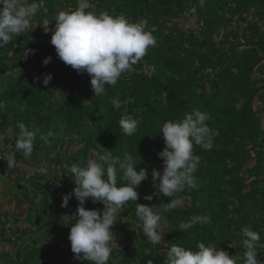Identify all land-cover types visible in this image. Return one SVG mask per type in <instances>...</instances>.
Here are the masks:
<instances>
[{
  "label": "trees",
  "instance_id": "1",
  "mask_svg": "<svg viewBox=\"0 0 264 264\" xmlns=\"http://www.w3.org/2000/svg\"><path fill=\"white\" fill-rule=\"evenodd\" d=\"M27 2L38 4L30 28L0 48V134L5 146H13L6 149L11 166L0 161V199L9 195L8 204L19 211L0 210V246L14 248L0 253V264H89L75 259L68 239L79 202L73 195L68 207H61L63 196L75 188L69 169L89 158L111 162L125 151L134 155L137 171L148 170L137 203L158 207L163 241L157 246L147 241L136 202L129 201L112 228L109 264H165L171 244L196 250L200 242L244 264V227L260 234L258 259L264 264V0H88V10L97 14L143 22L156 41L115 87L97 97L90 75L62 62L51 44L52 31H44V19L54 29L56 14L75 10L78 0ZM48 57L51 62L44 65ZM47 74L53 79L45 86ZM113 98L121 101L120 109ZM193 110L210 114L213 147L194 145L200 157L196 186L177 193L181 206L165 212L170 198L155 195L159 181L152 179L153 170L163 172L161 128ZM124 115L140 121L132 136L119 126ZM19 123L39 129L28 158L14 147ZM49 131L55 135L49 137ZM46 166L59 170L60 178L53 179ZM116 176L122 186L126 181L118 166ZM147 195L153 199H144ZM85 207L102 211L104 205L89 199ZM196 215L209 222L186 233L177 230Z\"/></svg>",
  "mask_w": 264,
  "mask_h": 264
},
{
  "label": "clouds",
  "instance_id": "2",
  "mask_svg": "<svg viewBox=\"0 0 264 264\" xmlns=\"http://www.w3.org/2000/svg\"><path fill=\"white\" fill-rule=\"evenodd\" d=\"M88 0H78V5L72 11H59L55 16V27L49 29V21L43 20L48 26L46 33L52 31L51 44L55 47L58 58L66 65L71 66L78 73L91 77V86L95 96L105 93L108 86L115 87L118 79L125 72H130L147 53L150 46L156 43L151 32L145 30L143 22H131L124 16H113L106 11L96 13L88 10ZM38 11V4L28 3L27 0H0V48L7 45L13 38L20 37L31 24V18ZM34 54V53H33ZM28 55V51L24 56ZM51 57L43 63L48 65ZM53 76L47 74L43 84L47 86ZM39 80V77H37ZM115 109L122 106L118 98L112 99ZM210 114L193 110L185 114L182 120L167 121L161 128L165 148L158 153L163 160V172L152 171V179L156 185L155 195L163 194L170 198V202L163 205L165 212H170L181 206L182 200L176 196L186 187L196 186V173L200 157L194 154V145L205 150L213 147L215 132L207 121ZM140 121L132 116L124 115L119 120L122 133L132 136L137 132ZM19 134L15 143L16 152H22L25 158L33 154L36 132L24 123L18 124ZM55 133L49 131L48 136ZM46 139L44 136L40 137ZM5 137L0 134V159H8L12 145L5 146ZM117 166L122 172L121 179L126 181L118 185ZM135 157L125 151L123 158H116L108 162L105 157L100 160L89 158L74 163L70 169V177L75 188L72 193L63 196L61 207H68L74 195L79 202L75 215V223L69 227L68 239L75 259L87 261L89 264H109L112 255V228L116 224L117 216L123 206L129 201L136 202L135 212L142 222L143 235L153 246L163 241L162 215L156 210L157 206L138 204L140 194L137 189L148 179V170L141 168L137 171ZM42 172L47 170L42 168ZM158 189V190H157ZM91 199L93 203L104 205L103 210H87L85 205ZM144 199L151 201L153 195ZM207 217L192 216L188 221L179 224L178 231L186 233L197 224H207ZM245 237L243 240L244 264H261L258 259V243L261 239L257 231L251 227L242 228ZM239 257L231 256L221 248L217 250L211 245L200 242L196 250L185 248L179 244H171L166 252L165 264H237ZM150 264V262H149Z\"/></svg>",
  "mask_w": 264,
  "mask_h": 264
},
{
  "label": "rangeland",
  "instance_id": "3",
  "mask_svg": "<svg viewBox=\"0 0 264 264\" xmlns=\"http://www.w3.org/2000/svg\"><path fill=\"white\" fill-rule=\"evenodd\" d=\"M192 24H194V22H186V25L187 26H192ZM47 167V166H46ZM23 168H24V171L25 172H27V173H29L28 175H30L31 173H33V169H31V167H29V166H26V165H24L23 166ZM47 169H50V171H52V174L54 175V177H53V179H57V177L58 178H60V171L58 170H54L53 168H50V167H47ZM37 170V169H36ZM37 171H40V169L39 170H37ZM15 184L14 183H12L11 185H9V188H11L12 189V191H15ZM0 190L2 191L3 190V187L1 188L0 187ZM10 196L8 195V196H6L4 199H0V210H1V212H3V213H7V212H10V211H13L14 213H17V212H19L17 209H16V207L15 206H13V205H9L8 204V201L10 200ZM113 240V239H112ZM4 251H8L9 253H13V251H14V248L13 247H11V246H8V245H6L5 246V249H3L1 246H0V253H2V252H4Z\"/></svg>",
  "mask_w": 264,
  "mask_h": 264
},
{
  "label": "built area",
  "instance_id": "4",
  "mask_svg": "<svg viewBox=\"0 0 264 264\" xmlns=\"http://www.w3.org/2000/svg\"><path fill=\"white\" fill-rule=\"evenodd\" d=\"M2 159H0V161H1Z\"/></svg>",
  "mask_w": 264,
  "mask_h": 264
}]
</instances>
